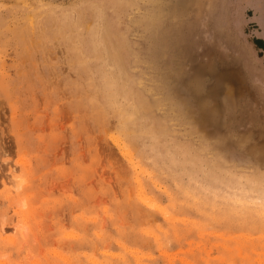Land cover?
<instances>
[{
    "label": "rangeland",
    "instance_id": "rangeland-1",
    "mask_svg": "<svg viewBox=\"0 0 264 264\" xmlns=\"http://www.w3.org/2000/svg\"><path fill=\"white\" fill-rule=\"evenodd\" d=\"M0 264H264V0H0Z\"/></svg>",
    "mask_w": 264,
    "mask_h": 264
},
{
    "label": "bare ground",
    "instance_id": "bare-ground-1",
    "mask_svg": "<svg viewBox=\"0 0 264 264\" xmlns=\"http://www.w3.org/2000/svg\"><path fill=\"white\" fill-rule=\"evenodd\" d=\"M23 38H24V37H23ZM115 49H116V48H115ZM145 196H146V195H145ZM143 198H145V201L148 202V204H149L150 206L155 207V208L158 207V205H156V203H155L153 200H151L150 198H149L150 200L147 199L146 197H143ZM142 203H143V202H142ZM152 207H151V208H152Z\"/></svg>",
    "mask_w": 264,
    "mask_h": 264
}]
</instances>
